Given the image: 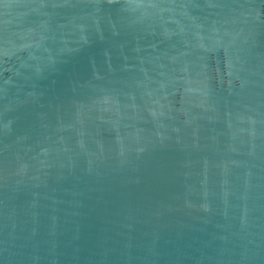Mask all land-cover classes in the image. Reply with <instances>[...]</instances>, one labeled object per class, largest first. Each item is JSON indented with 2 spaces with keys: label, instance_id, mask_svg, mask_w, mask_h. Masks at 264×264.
<instances>
[{
  "label": "water",
  "instance_id": "95a60500",
  "mask_svg": "<svg viewBox=\"0 0 264 264\" xmlns=\"http://www.w3.org/2000/svg\"><path fill=\"white\" fill-rule=\"evenodd\" d=\"M0 264H264V0H0Z\"/></svg>",
  "mask_w": 264,
  "mask_h": 264
}]
</instances>
